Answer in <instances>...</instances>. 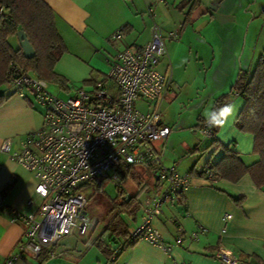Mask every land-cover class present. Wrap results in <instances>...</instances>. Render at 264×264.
I'll return each instance as SVG.
<instances>
[{"label": "crops", "instance_id": "obj_1", "mask_svg": "<svg viewBox=\"0 0 264 264\" xmlns=\"http://www.w3.org/2000/svg\"><path fill=\"white\" fill-rule=\"evenodd\" d=\"M43 1L55 15V26L64 40L65 53H113L105 58L108 68L118 52L146 45L151 39L153 23L161 27L164 42L169 41L165 46L169 48L175 44L167 38L169 32L174 33L176 38L178 33L181 34V41H184L187 30L192 29L202 35L206 42L210 41V47L214 49L213 59H220L218 69L225 74L221 84L227 89L233 85L239 72L250 76L259 62L264 60V0ZM148 9L153 11L152 17ZM187 13L190 14L186 16ZM209 26H215L216 30L209 31ZM121 30V38L112 41V35ZM10 42L15 48L19 46L17 38H11ZM216 50L218 52L215 53ZM66 58L62 64L71 81L79 83L93 78L95 82L87 84L84 90L93 89L97 83H103L107 89L112 90V85L105 76L107 71L101 68L103 64L85 65L78 58ZM166 67L164 73L167 72ZM93 74L98 75L92 77ZM16 91L15 88L8 97L16 94ZM170 91L172 92V84L166 98ZM4 96L1 92L0 100ZM6 100L0 104V146L5 139H9L7 137L23 133L17 116H25L31 123L34 121L32 95H26V99L17 96L14 100ZM244 102V98L240 96H233L231 99L230 103L236 105V112L216 135L219 147L210 146L211 138L205 146L196 145L194 149H188L191 157L176 165L179 174L188 176L189 186L176 199L165 203L160 214L152 221L164 244L171 246L170 254L138 240L123 249L113 264H219L213 259L219 248L230 251L238 260L264 264V185L256 187L248 174L236 182L223 178L211 180L202 174L206 171V165L197 170V160L193 158L197 152L199 157L208 154V160L212 161L211 166H208L213 167L220 158V150L227 146L239 155L245 166L257 162L258 157L253 153V137L236 127ZM139 104L147 108L145 113L151 110V106L141 100L136 101L135 107ZM161 123L163 124L162 120ZM34 130L31 125L23 134ZM170 133L165 140L159 142L160 145L169 139ZM155 152L158 158L154 161L159 160L162 155H158L156 148ZM157 162L148 167L154 169L152 193L158 190L155 174ZM17 166L0 153V189L5 190L4 204L9 208L25 211L26 202L34 197L36 183L29 172ZM136 171L140 174L137 169ZM144 184L149 187L147 181ZM34 211L35 208L30 210ZM142 215V208L127 215L128 231L140 223ZM225 215H229L230 219L222 232ZM193 234H196V238L192 237ZM23 235L24 227L12 222L9 213L0 211V264L16 251ZM177 238L180 242H176ZM86 241L81 247L68 244L61 248L59 242L53 250L54 256L46 261L40 262L23 256L17 264H112L113 260H108L96 247L88 246Z\"/></svg>", "mask_w": 264, "mask_h": 264}, {"label": "built area", "instance_id": "obj_2", "mask_svg": "<svg viewBox=\"0 0 264 264\" xmlns=\"http://www.w3.org/2000/svg\"><path fill=\"white\" fill-rule=\"evenodd\" d=\"M148 13L153 16L151 9ZM121 32H115L111 40H119ZM167 38L174 40L176 35L169 32ZM166 55L162 29L153 23L146 45L126 48L110 63L106 79L112 90L97 83L91 90L81 89L74 96L60 99L49 92L45 81L29 73L13 78L11 84L17 96L26 99L22 91H28L43 114L38 131L15 146L11 139L0 146V153L29 172L36 183L34 197L26 202L25 211L5 206V190L0 189V211L9 213L12 222L24 227L23 239L3 264H17L23 256L38 259L43 250L56 247L75 230L79 235L93 233L98 218L86 213L85 189L103 180L119 182L118 170L122 166L154 161V144L170 133L161 123L158 111L172 84L167 72L157 70ZM137 100L150 105L151 110L140 112L135 107ZM203 133L211 136L205 126ZM155 174L158 190L144 202L140 223L128 233L131 238L170 254L171 246L164 244L152 221L165 203L176 199L189 186V178L175 167L156 166ZM205 175L210 177L207 170ZM32 208L34 212H30ZM229 219V215L223 217L222 232ZM192 237L196 238V234ZM123 249L120 247L111 260ZM213 259L219 264H245L224 248L217 249Z\"/></svg>", "mask_w": 264, "mask_h": 264}, {"label": "rangeland", "instance_id": "obj_3", "mask_svg": "<svg viewBox=\"0 0 264 264\" xmlns=\"http://www.w3.org/2000/svg\"><path fill=\"white\" fill-rule=\"evenodd\" d=\"M189 27V26H188ZM209 31L214 32L215 26H209ZM184 41H181V34L178 33L177 38L172 40L175 44L169 48L165 46L167 55L161 59L157 70L164 73L165 67L167 69L168 76L172 80V92L169 96L159 104V114L163 121V124L171 129L169 139L162 145L161 143H155V148L158 150V155L162 153L156 166L161 168H171L176 165H180L182 161L191 157L190 150L194 149L196 145L202 147L211 139L210 136L205 135L204 131V116L203 113L206 109L213 107L215 102L230 93L231 85L225 88L221 82L225 79V74L218 69L220 65V59H213L212 53L214 49L210 47L211 42L205 41L202 35L194 32L192 29L187 30ZM63 40V39H62ZM208 40V39H207ZM64 42V40H63ZM168 40H165L164 44H168ZM218 52L217 50L215 53ZM113 53H62L57 58L53 66V72L63 80V84L56 81H47L48 90L53 95L60 99H67L74 96L75 92L86 87L84 81L74 83L71 81L69 75L65 73L63 60L66 57H72L74 59H80L85 65L96 64L106 70L105 76H108L109 68L105 63V58L111 56ZM100 63V64H98ZM107 67V68H106ZM101 69V70H102ZM94 75V74H93ZM95 74L92 77H96ZM236 81V77L233 84ZM66 86V87H65ZM15 87L12 84H5L0 88V94L2 92L5 95L6 101L14 100L17 97V93L8 97V94L12 93ZM23 94H31L23 90ZM3 99V100H4ZM233 96L226 97V103H230ZM34 111V121L31 123L25 116H17L20 121L21 129L23 133L32 125L35 128L34 131L28 133H34L41 128L42 125V110L39 109L34 103L31 106ZM136 109L145 113L147 108L143 105H137ZM12 115V114H11ZM221 127L218 128L217 133ZM20 133L7 137L13 140V146L19 140H23L28 134ZM6 140V139H5ZM199 152L195 153L196 169L201 170L205 165L212 164L209 155H203L199 157ZM158 156L156 155L155 159ZM194 161V160H193ZM17 165L15 162H13ZM185 165V164H184ZM19 167V166H17ZM20 168V167H19ZM138 172L144 176L145 181L149 184L144 192H139L133 205L136 210L142 208L144 202L152 195V184L154 182V169L143 166L135 167ZM21 169V168H20ZM119 189L114 183H106L102 190L95 191L93 187L85 189L87 198L86 213L90 216L96 217L100 220V224L93 233L86 232L84 235H79L77 230L69 238H64L60 241V248L67 246L68 244H77L79 247L90 237L100 236L107 238L109 231H104V226L108 220L112 219V214H109L111 209H114L113 213L117 210H121L118 202L124 196L123 193H129L136 190L133 179L129 178L128 181L119 185ZM119 216V215H118ZM125 223L128 224V216L122 217ZM102 218H104L102 220Z\"/></svg>", "mask_w": 264, "mask_h": 264}, {"label": "trees", "instance_id": "obj_4", "mask_svg": "<svg viewBox=\"0 0 264 264\" xmlns=\"http://www.w3.org/2000/svg\"><path fill=\"white\" fill-rule=\"evenodd\" d=\"M189 14L187 13L186 16ZM19 31L24 32L34 50L35 55L32 59H25L19 46L15 48L10 42L11 38H16ZM65 52L64 42L55 26V15L43 0H0V87L11 84L13 78L20 73H29L45 82L56 81L63 84V80L54 74L53 66L59 55ZM93 82L95 81L91 78L84 81V84ZM229 96H240L245 100L237 118L236 127L253 137V153L257 155L258 160L251 166H245L236 152L223 146L220 150V158L215 165L213 167L207 165L205 169L209 172L211 180L223 178L236 182L243 175L248 174L254 185L260 188L264 185V60L259 62L250 76L247 73L239 72L235 83L231 86L230 93L219 98L213 107L225 104L226 97ZM2 102L3 99L0 100V104ZM203 126L211 131L210 146L219 147V142L216 139L219 127L209 128L206 122ZM153 165L154 161L141 166L152 167ZM136 166L138 165H125L118 170L120 180L114 183L117 188L119 189L121 183L127 182L131 178L135 183L136 190L123 193L124 196L118 202L121 210H117L115 213H113L114 209L109 211L108 215L112 214V219L108 220L104 226V231H109L107 238L103 239L100 235L90 237L86 241L88 246L96 247L108 260H111L112 255L120 247L123 246L125 249L138 241V239L129 236L128 226L123 218H116L118 215L121 217L132 215L137 209L133 202L138 193L146 190L145 181L137 173ZM202 174H205V171ZM205 176L207 177V175ZM106 183L111 182L107 180L94 182L90 187L98 191L102 190ZM99 224L100 220L98 219L97 227ZM54 248L43 250L37 260L44 262L54 256ZM240 261L245 264H258L251 260ZM112 262L114 263V261Z\"/></svg>", "mask_w": 264, "mask_h": 264}, {"label": "clouds", "instance_id": "obj_5", "mask_svg": "<svg viewBox=\"0 0 264 264\" xmlns=\"http://www.w3.org/2000/svg\"><path fill=\"white\" fill-rule=\"evenodd\" d=\"M236 112L234 103H225L220 107H210L203 113L205 122L209 128L223 127L229 123Z\"/></svg>", "mask_w": 264, "mask_h": 264}, {"label": "water", "instance_id": "obj_6", "mask_svg": "<svg viewBox=\"0 0 264 264\" xmlns=\"http://www.w3.org/2000/svg\"><path fill=\"white\" fill-rule=\"evenodd\" d=\"M16 38H17L18 45H19V48L21 49L23 57L27 60L32 59L35 53H34L32 46L29 44V41L27 40L24 32L22 31L17 32ZM157 161L159 160H156L154 162H157Z\"/></svg>", "mask_w": 264, "mask_h": 264}]
</instances>
